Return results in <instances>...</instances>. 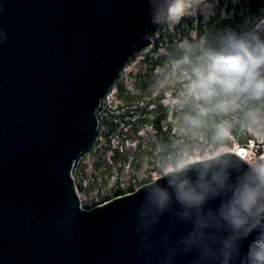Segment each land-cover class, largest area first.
<instances>
[{
	"label": "water",
	"instance_id": "obj_1",
	"mask_svg": "<svg viewBox=\"0 0 264 264\" xmlns=\"http://www.w3.org/2000/svg\"><path fill=\"white\" fill-rule=\"evenodd\" d=\"M152 24L147 0H0V264H160L162 250L141 255L134 231L145 184L89 211L73 175ZM169 219L154 242L186 234Z\"/></svg>",
	"mask_w": 264,
	"mask_h": 264
},
{
	"label": "clouds",
	"instance_id": "obj_2",
	"mask_svg": "<svg viewBox=\"0 0 264 264\" xmlns=\"http://www.w3.org/2000/svg\"><path fill=\"white\" fill-rule=\"evenodd\" d=\"M147 4L165 32L188 28V21L195 30L157 53L153 88L174 131L156 141V176L140 189L139 251L150 258L159 247L160 264L181 257L189 264H264V7L244 8L236 19L228 0ZM6 39L0 30V43ZM236 136L259 151L235 148ZM165 214L170 230L178 222L188 229L174 243L171 231L152 239Z\"/></svg>",
	"mask_w": 264,
	"mask_h": 264
},
{
	"label": "trees",
	"instance_id": "obj_3",
	"mask_svg": "<svg viewBox=\"0 0 264 264\" xmlns=\"http://www.w3.org/2000/svg\"><path fill=\"white\" fill-rule=\"evenodd\" d=\"M261 7H264V0H239V3L235 5H233L232 0H228V8L230 10L235 8L236 19H239V13L244 8L256 12ZM187 24L188 28L178 27L174 34L167 33L161 26L152 24L142 42L136 46L134 52L119 71V74L122 73L125 67L135 59L136 54H141L143 56V69L134 76L135 87L140 91L135 94L122 89V84L118 82L119 75L116 77L113 84L116 82L119 84L118 92L121 101L115 108H111L105 103L102 105L100 108L103 112L101 115L102 125L98 129L92 146L81 156L95 150L96 161L99 164L102 163L103 167L106 168L120 167L127 159H134L137 165H140L138 160H136L141 158L139 151H142L143 147H147L149 149L146 151L149 154V165L155 164L157 159L155 154L156 141L167 142L174 131V126L172 124V115L161 102L162 97L158 96L154 89L149 88L153 86V72L161 63V60L157 58V53L160 51L161 46L165 43L173 42L187 34L189 30H195L193 21H188ZM234 139L237 141L234 143V147L240 148L242 145H246L245 149H247L253 142L257 148L256 150L259 151L256 143L250 138L236 136ZM77 164L76 162L74 165L75 169H77L73 173L74 177L78 173ZM146 178L136 183L138 188L149 182V179ZM134 186L135 184H131L127 188H115L112 190L111 197H108L107 200L136 191L138 188L134 189ZM76 188L79 192L88 191V189L84 190L82 187L78 188L77 185ZM102 202L103 200L100 199L83 208L90 211L94 209L92 206L103 204Z\"/></svg>",
	"mask_w": 264,
	"mask_h": 264
},
{
	"label": "rangeland",
	"instance_id": "obj_4",
	"mask_svg": "<svg viewBox=\"0 0 264 264\" xmlns=\"http://www.w3.org/2000/svg\"><path fill=\"white\" fill-rule=\"evenodd\" d=\"M142 59L143 56L141 54H136L135 59L125 67L122 73L119 74L118 82L123 85H121L122 89H126L129 92H133L135 94L140 91L135 87L134 76L136 73L143 69ZM118 82L111 85L109 91L104 95L101 107L104 103L108 106H111V108H115V106L119 104V102L121 101V97H119ZM149 89L153 90L154 88L153 86H151ZM100 108L97 114L99 128L101 127L103 121L101 119V115L103 114V112L100 110ZM235 148L239 149L238 147ZM148 150L149 149L147 147H143L142 151H139L141 158L140 160H136H138V163L140 165H137L134 159H127L125 163H123V165L117 168H106L103 167L102 163L99 164L96 161L97 156L95 154V150L81 156L77 160L78 173L75 174L74 179L78 188L82 187L84 190L88 189V191L86 192L78 191L82 207H86L89 204L91 205L94 201H98L100 199H102V203L105 204L109 201L107 199L108 197H111L112 190H114L115 188H127L131 184H135L134 189H136L138 188L136 183H138L141 179H145V177H147L146 179H149V177L155 178V164H151V166L149 165V154L146 152ZM250 150L252 149H247V151ZM74 171H77L75 167L73 173ZM148 172L149 174H147ZM92 207L95 208L97 206Z\"/></svg>",
	"mask_w": 264,
	"mask_h": 264
},
{
	"label": "built area",
	"instance_id": "obj_5",
	"mask_svg": "<svg viewBox=\"0 0 264 264\" xmlns=\"http://www.w3.org/2000/svg\"><path fill=\"white\" fill-rule=\"evenodd\" d=\"M249 148H251L252 150H253V149H257L256 146H255V144H254L253 142H252V144L250 145ZM247 149H248V148H247ZM247 149H246V151H247Z\"/></svg>",
	"mask_w": 264,
	"mask_h": 264
}]
</instances>
